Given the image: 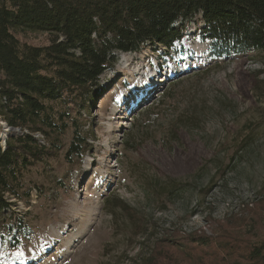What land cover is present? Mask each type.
Instances as JSON below:
<instances>
[{
    "label": "rangeland",
    "instance_id": "374dc122",
    "mask_svg": "<svg viewBox=\"0 0 264 264\" xmlns=\"http://www.w3.org/2000/svg\"><path fill=\"white\" fill-rule=\"evenodd\" d=\"M202 26L191 21L173 50L115 52L71 112L84 155L66 153L67 127L24 173L29 198L12 197L10 212L26 232L10 240L0 222V264H226L224 245L264 239V52L218 49ZM1 119L4 147L24 129Z\"/></svg>",
    "mask_w": 264,
    "mask_h": 264
},
{
    "label": "trees",
    "instance_id": "16d2710c",
    "mask_svg": "<svg viewBox=\"0 0 264 264\" xmlns=\"http://www.w3.org/2000/svg\"><path fill=\"white\" fill-rule=\"evenodd\" d=\"M197 17L203 38L218 49L228 43L235 51L264 52V0H0V119L24 129L0 146V222L7 233L14 228L10 240L26 232L10 212L12 197L29 198L24 173L55 154L67 127L72 138L66 153L84 155L86 137L71 112L86 108L85 95L112 67L115 52H141L148 45L173 50ZM24 31L45 32L48 43L22 42L18 33ZM35 131L45 135V143ZM187 238L201 246L211 242L206 236ZM223 247L226 264H264V239Z\"/></svg>",
    "mask_w": 264,
    "mask_h": 264
},
{
    "label": "bare ground",
    "instance_id": "6f19581e",
    "mask_svg": "<svg viewBox=\"0 0 264 264\" xmlns=\"http://www.w3.org/2000/svg\"><path fill=\"white\" fill-rule=\"evenodd\" d=\"M1 124V123H0ZM4 126V125H3ZM3 128H5V127H3ZM14 129V128H13ZM3 130V132L1 133L3 136H5V134L7 133V130L6 129H2Z\"/></svg>",
    "mask_w": 264,
    "mask_h": 264
},
{
    "label": "water",
    "instance_id": "95a60500",
    "mask_svg": "<svg viewBox=\"0 0 264 264\" xmlns=\"http://www.w3.org/2000/svg\"><path fill=\"white\" fill-rule=\"evenodd\" d=\"M3 125H5V123H2ZM9 128H12V127H10V126H8Z\"/></svg>",
    "mask_w": 264,
    "mask_h": 264
}]
</instances>
